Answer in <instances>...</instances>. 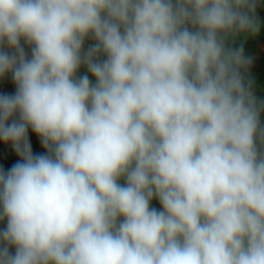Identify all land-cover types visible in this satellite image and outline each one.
Listing matches in <instances>:
<instances>
[{"label": "clouds", "instance_id": "obj_1", "mask_svg": "<svg viewBox=\"0 0 264 264\" xmlns=\"http://www.w3.org/2000/svg\"><path fill=\"white\" fill-rule=\"evenodd\" d=\"M258 5L0 0V264H264Z\"/></svg>", "mask_w": 264, "mask_h": 264}, {"label": "crops", "instance_id": "obj_2", "mask_svg": "<svg viewBox=\"0 0 264 264\" xmlns=\"http://www.w3.org/2000/svg\"><path fill=\"white\" fill-rule=\"evenodd\" d=\"M256 17L260 25V30L257 34L250 33L239 34L229 40V45L234 49H243V56L248 62L245 68L241 69V76L245 86L250 87L258 103H264V0H259V5L256 9ZM92 41L86 42V47ZM23 44V42H22ZM26 53L30 56L31 52L27 45ZM86 70L81 69L80 74H85ZM15 84L10 75L0 78V95L14 94ZM29 140L34 154H44L46 150L40 143L39 137L29 129ZM20 157L16 154L13 146L10 143L0 141V168L5 171L10 169ZM153 206L159 208V204L153 201ZM5 224L0 222V229H3ZM14 251V250H13Z\"/></svg>", "mask_w": 264, "mask_h": 264}]
</instances>
